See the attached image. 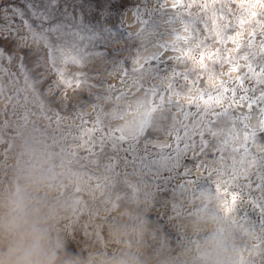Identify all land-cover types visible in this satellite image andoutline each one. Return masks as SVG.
I'll list each match as a JSON object with an SVG mask.
<instances>
[{
    "label": "rangeland",
    "instance_id": "rangeland-1",
    "mask_svg": "<svg viewBox=\"0 0 264 264\" xmlns=\"http://www.w3.org/2000/svg\"><path fill=\"white\" fill-rule=\"evenodd\" d=\"M183 3L193 7L172 12L165 0H0L3 35L9 34L4 25L15 29L12 41H0L9 54L0 59V191L13 181L25 183L50 214L53 236L79 264H113L129 252L141 264H192L208 220L231 233L235 264H264V215L247 195L241 203L236 187L246 177L255 185L264 176L258 162L264 135L249 137L258 123L255 108L249 113L246 105H234L226 113L227 100L223 107L215 103L228 64H213L218 51L222 59L255 55L254 65L264 63V0ZM166 43L175 50L160 60ZM189 51L187 66L170 58ZM201 53L211 73L199 69ZM153 54L157 60L147 71H132ZM238 62L233 79L246 71L245 61ZM121 70L127 87L112 93L110 85L123 87ZM173 73L187 79H170ZM80 77L86 82L77 88ZM153 83L159 95L148 93L146 100ZM260 90L257 85V95ZM187 98L200 105L199 115ZM78 116L89 129L103 121L105 137L119 135L117 129L127 134L106 141L102 151L90 150L63 133L78 135ZM201 132L209 145L203 156ZM37 157L51 176L47 186L25 175ZM204 161L207 172L199 167ZM230 193L238 196L236 208Z\"/></svg>",
    "mask_w": 264,
    "mask_h": 264
},
{
    "label": "clouds",
    "instance_id": "clouds-1",
    "mask_svg": "<svg viewBox=\"0 0 264 264\" xmlns=\"http://www.w3.org/2000/svg\"><path fill=\"white\" fill-rule=\"evenodd\" d=\"M25 175L36 186H47L51 180L39 157ZM0 264H79V258L53 236L50 214L37 206L26 184L20 181L0 191ZM113 264H141V260L129 252L114 258ZM192 264H235L229 230L215 220L206 221L204 234L192 251Z\"/></svg>",
    "mask_w": 264,
    "mask_h": 264
},
{
    "label": "snow or ice",
    "instance_id": "snow-or-ice-1",
    "mask_svg": "<svg viewBox=\"0 0 264 264\" xmlns=\"http://www.w3.org/2000/svg\"><path fill=\"white\" fill-rule=\"evenodd\" d=\"M166 7L169 8L172 12H175L179 8H192V4H185L183 3V0H173L171 4L168 3V0H165ZM249 7H255V5H250ZM262 8H264V5H261ZM253 15H256V13H253ZM3 27H6L8 29L9 34L3 35V28H0V41H12L13 40V33L15 32V29L12 24H6ZM255 38V34H250V40L249 44H251V40ZM225 38H221V43H223V40ZM228 40H232L233 43H236L235 40L231 36L226 37ZM82 44V42H81ZM240 44H236V49L238 50L240 48ZM168 50H175L172 46L168 45L167 43L163 45L159 49V59H164V53ZM88 50L85 49V52ZM9 54L5 52L3 48H0V59H3L5 56H8ZM261 57H264V46H262ZM10 58V57H9ZM171 59H176L178 61H184L185 65L187 66V62L192 59L191 57V51L188 53H185L182 56L179 57H170ZM209 60H212V56L208 57ZM157 60V55L153 54L145 59L141 69H136L133 67L132 71H147V66L149 64L154 65ZM238 60L245 61V64L243 67L246 69L244 73L241 75L236 76L234 79L232 78L231 74L233 72H240L241 65L238 62ZM257 57L255 55H244L239 57L238 59L232 58V57H224L221 58L220 52L218 51L216 53V58L213 60V64H219L221 67L225 63L228 64V72L223 73V75L226 77V79L221 80L216 86H215V103L221 107H223V104L221 103L224 100L228 101V108H225L224 111L227 113L234 105L237 107H244L246 105L247 110L249 113L252 112V110L255 108V110L258 113V123L257 126L253 128V130L250 132L249 137L253 140H257L261 135H264V63L257 62L255 65L253 64V61H256ZM135 63V61H134ZM199 69L208 71L211 73L213 71L212 68H209L206 64H204V55L201 53L200 57V63H199ZM197 69V64L193 60L192 61V71L195 72ZM258 70V71H257ZM199 74V73H197ZM177 76H181V78L187 79L186 74H179V73H173L172 77L170 79H175ZM126 77L127 72L125 70H121V78L119 81V84L123 87H118L116 84L110 85L109 91L112 93H123L124 88L127 87L126 83ZM211 79V76L209 77ZM86 80L84 77L77 78L76 80V87L79 88L82 83H85ZM70 83V81H69ZM257 85L261 86V90L259 91V95H257ZM143 87V82H141V88ZM156 85L153 83L150 89L146 92L145 99L147 100V94L150 93L152 96L159 95L158 91H152V89H155ZM171 92V89L168 90ZM174 95L179 96L180 93L176 92L173 93ZM161 104H163V98ZM188 99V105L189 107L195 106L197 108V115L200 114V105L193 100L192 98ZM213 99L212 97H209V100ZM108 102H112L111 98H108ZM171 102V101H169ZM157 108H152L150 111L154 112ZM103 111V109H101ZM183 111V110H182ZM216 115H219L218 113ZM81 120V126L76 130L78 132V135H71L70 132H64L65 135L68 137H71L73 139H81L88 147L89 149H99L103 150V146L106 143V141L112 139L113 137L119 136L121 139H123V136L127 134V131L124 129H117L116 132H119V135H116L115 132H113L109 137H105L103 135V121L99 122V126H94L93 129H89L85 127V125L88 124L87 119H85L84 116H78L76 117ZM144 118L141 119L143 121ZM140 121V122H141ZM57 125L59 127V118L57 119ZM139 123L135 126L138 127ZM183 132L184 130L181 129ZM97 133H100V135H97ZM191 135V133H188ZM201 140H200V155L203 156L204 153L207 151L209 145L204 140V136L206 133L201 132ZM249 137H246L248 139ZM261 165V168L264 169V157H261L258 161ZM199 167L203 168L205 172L208 171L206 161H204L203 164L199 165ZM217 173H209V178H213L214 175ZM246 183L245 184H237L236 187L240 189L239 192V198L241 200V203L243 202V196L247 195L249 197L248 204L256 208L260 211L261 215H264V176L260 177V182L255 183L249 179L245 178ZM245 189L247 191H245ZM259 192L260 196L257 198L253 195V193ZM232 198V204L233 208L237 207V200L238 196L235 193H230ZM262 256H264V253H261Z\"/></svg>",
    "mask_w": 264,
    "mask_h": 264
},
{
    "label": "bare ground",
    "instance_id": "bare-ground-1",
    "mask_svg": "<svg viewBox=\"0 0 264 264\" xmlns=\"http://www.w3.org/2000/svg\"><path fill=\"white\" fill-rule=\"evenodd\" d=\"M131 116H133V118H131V121H132V119H135L136 118V116L137 115H131ZM126 118H128V117H126ZM130 118V117H129ZM129 120V119H128ZM136 120V119H135ZM130 121V120H129ZM129 121H128V123H126V126H127V129H128V131H129V128H131L133 125H132V123H133V121H132V123H129ZM122 122V121H121ZM135 122V121H134ZM120 123V122H119ZM125 125V124H124ZM134 125H135V123H134ZM121 126H122V124H121ZM125 126V127H126ZM124 127V126H123ZM136 128V127H135ZM126 129V128H125Z\"/></svg>",
    "mask_w": 264,
    "mask_h": 264
}]
</instances>
